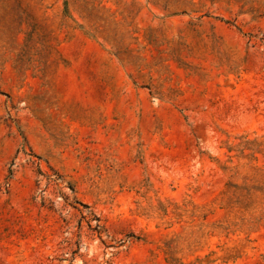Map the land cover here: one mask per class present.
I'll return each instance as SVG.
<instances>
[{
  "label": "rangeland",
  "instance_id": "rangeland-1",
  "mask_svg": "<svg viewBox=\"0 0 264 264\" xmlns=\"http://www.w3.org/2000/svg\"><path fill=\"white\" fill-rule=\"evenodd\" d=\"M0 264H264V0H0Z\"/></svg>",
  "mask_w": 264,
  "mask_h": 264
}]
</instances>
